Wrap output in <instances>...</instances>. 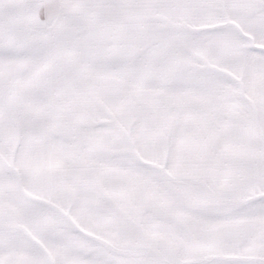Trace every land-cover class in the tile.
<instances>
[{"label": "snow or ice", "instance_id": "6c2138e0", "mask_svg": "<svg viewBox=\"0 0 264 264\" xmlns=\"http://www.w3.org/2000/svg\"><path fill=\"white\" fill-rule=\"evenodd\" d=\"M0 264H264V0H0Z\"/></svg>", "mask_w": 264, "mask_h": 264}]
</instances>
